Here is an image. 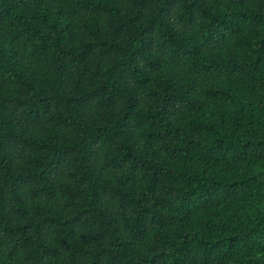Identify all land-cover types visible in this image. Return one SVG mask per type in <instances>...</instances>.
<instances>
[{
  "label": "trees",
  "instance_id": "trees-1",
  "mask_svg": "<svg viewBox=\"0 0 264 264\" xmlns=\"http://www.w3.org/2000/svg\"><path fill=\"white\" fill-rule=\"evenodd\" d=\"M0 264H264V0H0Z\"/></svg>",
  "mask_w": 264,
  "mask_h": 264
}]
</instances>
